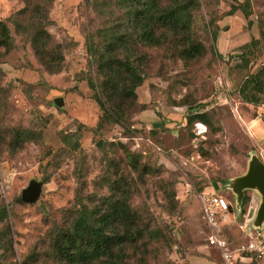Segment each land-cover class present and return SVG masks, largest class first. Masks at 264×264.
<instances>
[{"label":"rangeland","instance_id":"obj_1","mask_svg":"<svg viewBox=\"0 0 264 264\" xmlns=\"http://www.w3.org/2000/svg\"><path fill=\"white\" fill-rule=\"evenodd\" d=\"M23 5L0 0L11 42L8 49L0 45V206L6 207L0 264H64L53 257L57 230L70 223L78 203L104 208L109 180L118 174L137 224L155 236L143 230V239L125 244L126 264H221L206 242L201 199L213 186L233 206L223 184L246 170L252 153L264 162L249 122H264V86L248 91L256 92L254 102L238 92L246 74L264 69V0H196L189 35L202 47L190 57L177 55L186 46L180 35L168 33L158 46L127 41V52L142 56L143 79L134 101L120 102L122 125L97 103L94 50L108 34L133 36L125 10L115 0H50L42 26L50 54L57 44L63 56L60 69L50 72L31 47L36 24ZM251 38L257 41L248 45ZM140 104L150 112L147 126L137 117ZM188 107L206 113L199 134L195 120L185 122ZM123 145L136 154V170ZM31 179L41 189L24 202L20 190ZM243 196L239 213L229 212L218 230L230 245L245 239L244 223L246 230L260 199L255 188Z\"/></svg>","mask_w":264,"mask_h":264},{"label":"trees","instance_id":"obj_2","mask_svg":"<svg viewBox=\"0 0 264 264\" xmlns=\"http://www.w3.org/2000/svg\"><path fill=\"white\" fill-rule=\"evenodd\" d=\"M23 1L24 5L20 11L28 10L27 15L36 24L29 38L31 47L45 69L56 72L60 69L63 56L57 49V44H53L56 50L53 49L54 53L50 54L51 37L42 26L48 21L47 6L50 0ZM115 1L125 10L128 24L135 32L133 36L129 32L108 34L103 37L102 46L94 50L96 69L100 75L98 86L102 96H96V100L103 113L122 125L120 102L125 97L134 101V89L143 79L142 56L128 53L127 41L158 46L165 40L166 34L180 35L186 46L181 47L177 55L183 58L193 56L202 46L192 41L189 35L196 0ZM9 38L8 27L0 20V45L4 46V49L11 45ZM256 41V38H251L248 45ZM118 47L124 50L123 56H117L115 49ZM131 55L134 58H131ZM89 85L92 86L90 81ZM263 86V68L246 74L238 90L240 98L247 102L256 101V92L248 91L252 87L261 90ZM144 106L140 104L139 110L144 109ZM191 120L206 121V113L188 107L185 122ZM123 148L125 155L131 157L127 161L129 166L136 170V154L124 145ZM144 169L142 165L141 172ZM121 179L118 174L109 180L111 194L106 198L104 208H98L96 205L88 207L82 202L77 204L70 223L58 229L53 237L52 252L55 261H62L64 264H126V253L123 250L125 244H135L137 240L143 239V230L147 231L148 238L155 237L150 229H144L137 224V215L124 197L123 186L119 181ZM245 199L243 196L241 204ZM5 217L6 207L0 206V218Z\"/></svg>","mask_w":264,"mask_h":264},{"label":"built area","instance_id":"obj_3","mask_svg":"<svg viewBox=\"0 0 264 264\" xmlns=\"http://www.w3.org/2000/svg\"><path fill=\"white\" fill-rule=\"evenodd\" d=\"M194 128L197 134L204 129L200 121L194 122ZM262 155L264 156V153ZM203 195L200 212L208 231L205 237L206 242L218 250L221 264H235L236 261L264 259V221L260 228H251L249 222H247L248 229L246 230V223H244L245 239L235 245H230L229 241L218 230L222 223L228 221L229 212L234 215L232 204L219 194L213 186H209L206 192L203 191Z\"/></svg>","mask_w":264,"mask_h":264},{"label":"water","instance_id":"obj_4","mask_svg":"<svg viewBox=\"0 0 264 264\" xmlns=\"http://www.w3.org/2000/svg\"><path fill=\"white\" fill-rule=\"evenodd\" d=\"M54 102L61 104L62 98L56 96ZM223 186L230 189L233 193V210L236 214L240 210L243 190L255 188L258 191L260 199L252 218L249 220V226L251 228H260L264 221V162L259 156L256 153H252L247 161L246 170L242 174L228 179ZM40 189L41 182L31 179L21 188L19 197L24 202L34 201L38 197Z\"/></svg>","mask_w":264,"mask_h":264},{"label":"crops","instance_id":"obj_5","mask_svg":"<svg viewBox=\"0 0 264 264\" xmlns=\"http://www.w3.org/2000/svg\"><path fill=\"white\" fill-rule=\"evenodd\" d=\"M149 110L148 109H142L140 112H138L137 117L142 120L140 121V124H144L145 126H147L146 124V116L149 115ZM250 124V128L251 131L253 132V135H256L257 137L254 136V142L256 143V145L261 149V151L264 152V122L262 121L261 118L259 117H254L251 118L249 120ZM250 132V134H252ZM256 264H264V261H258Z\"/></svg>","mask_w":264,"mask_h":264}]
</instances>
